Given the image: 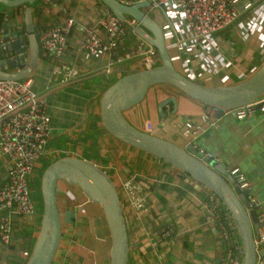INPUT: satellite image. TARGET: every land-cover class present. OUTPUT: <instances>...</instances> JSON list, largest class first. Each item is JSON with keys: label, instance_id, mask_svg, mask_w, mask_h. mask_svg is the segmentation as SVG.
<instances>
[{"label": "crops", "instance_id": "obj_1", "mask_svg": "<svg viewBox=\"0 0 264 264\" xmlns=\"http://www.w3.org/2000/svg\"><path fill=\"white\" fill-rule=\"evenodd\" d=\"M37 1L32 5L38 34L66 17L75 19L76 25L68 35L67 48L59 65L63 70L64 67H75L77 74L68 80L62 73L52 76V58L40 49L37 66L31 74L35 79V91L39 96L52 87L62 88L45 97L51 119V136L29 175V181L33 184L38 181L45 163L68 155L84 158L102 168L116 183L122 197V180L135 173L144 174L146 210L138 215L127 201L123 204L129 241L127 264H219L223 243L200 203L204 188L169 164L163 165L155 157L123 143L102 126L99 116L102 93L119 75L143 68L141 57L109 66L112 55L109 51L89 54L78 49V26H97L99 34L106 40L104 31L97 25L105 9L100 0ZM234 1L244 16L263 0ZM144 10L156 21L161 22L164 18L161 8ZM228 28L231 29L229 37L218 33L214 39L217 44L215 52L231 59L230 66L220 71L229 79L232 75L238 77L249 72L257 65L252 62L254 57L262 60V55L259 32L253 31L243 37L237 25ZM15 29L24 33L22 9L0 11V36L5 30L14 32ZM121 42L122 46L129 47L131 37L127 35ZM195 52L193 50L192 54ZM193 64L198 66L197 62ZM41 89H44L42 93ZM171 97L175 98L176 106L167 102L162 107L165 116L161 117L158 104ZM205 108L167 85H157L150 89L144 102L124 114L140 130L144 131L145 123L149 122L151 133L181 146L192 142L191 133L184 132L187 122L192 124L191 130L196 125L205 128L193 142L199 148L213 152L215 161L226 172L236 166L241 168L250 183V197L257 204L254 211L257 216L264 215V114L257 110L242 119L227 114L211 125L203 116ZM9 165V158L0 154V185L6 180ZM56 195L62 235L52 264H108L107 229L99 206L87 201L76 187L61 181L57 183ZM27 217L13 218L10 241L6 244L0 242V264L26 262L40 228L37 214L30 216L32 219ZM166 224L173 225L175 233L161 238L158 227ZM263 249L258 247V250ZM256 264H264V256H258Z\"/></svg>", "mask_w": 264, "mask_h": 264}, {"label": "water", "instance_id": "obj_2", "mask_svg": "<svg viewBox=\"0 0 264 264\" xmlns=\"http://www.w3.org/2000/svg\"><path fill=\"white\" fill-rule=\"evenodd\" d=\"M37 0H0L6 8L22 9L24 33L4 31L0 43V79H22L32 74L39 58L38 32L33 21ZM117 17L125 15L140 21L138 32L157 50V64L151 68L132 70L119 75L117 80L104 90L99 100V116L102 126L115 138L128 146L155 157L163 165L169 164L198 182L203 188L215 193L235 222L242 247L240 264H256L264 249L254 242L258 233L257 214L249 206L246 191H240L230 173L226 172L212 157L197 151L189 143L181 146L150 131H142L125 117V111L147 99L151 88L167 85L175 91L192 98L206 108L217 107L215 118L223 116L225 108H234L264 94V58L251 72L241 73L238 81L229 78L223 81L215 74H202L199 81L188 78L179 58H172L178 51L168 47L169 40L163 33L164 18L156 21L144 9L149 1L132 5L118 0H100ZM107 71H104L106 74ZM98 82L99 79H98ZM218 82V83H211ZM62 86L52 87L37 99L45 98ZM175 98L158 104V112L164 117L162 107ZM25 107V106H24ZM23 107V108H24ZM21 108V109H23ZM185 133H191L186 129ZM145 179V178H144ZM61 181L76 187L85 199L99 206L103 224L107 229L108 264H127L129 241L125 215L118 189L111 177L95 163L84 158L68 155L60 157L46 166L40 179L42 216L40 228L32 250L24 264H52L60 245L62 218L60 215L56 186ZM144 184V182H143Z\"/></svg>", "mask_w": 264, "mask_h": 264}, {"label": "built area", "instance_id": "obj_3", "mask_svg": "<svg viewBox=\"0 0 264 264\" xmlns=\"http://www.w3.org/2000/svg\"><path fill=\"white\" fill-rule=\"evenodd\" d=\"M120 3L132 5L145 0H118ZM149 9L161 8L164 14L163 33L169 40L168 47H176L184 74L199 81L203 73L217 74L231 64V59L216 53V33L232 26L239 27L243 37L253 31L260 33V53L264 58V0L242 16L234 0H148ZM105 7V6H104ZM7 20V18H6ZM76 25L71 16L64 21L46 29L38 36L40 49L51 58V74L62 73L68 80L77 74L75 67H60L59 63L68 44V35ZM106 35V40L99 34L97 26H78V49L89 54H99L109 51L112 55L108 65L120 63L123 60L141 57L143 68H151L157 64V50L146 38L138 32L140 21L125 15L121 19L105 7L98 23ZM129 35L131 45L122 46V38ZM2 37L0 36V43ZM196 50L195 54H192ZM194 62L198 66L194 67ZM199 69V71H198ZM253 67L252 70H254ZM215 74V75H216ZM228 76L220 77L223 81ZM35 79L28 75L22 79H0V154L7 156L10 165L6 180L0 185V242L6 244L11 239L12 220L15 216H33L36 214V204L30 195L28 178L33 172L37 160L51 136V119L48 113V103L45 98L37 99L34 88ZM25 106V107H24ZM24 107V108H23ZM23 108V109H21ZM219 108L208 107L203 116L209 124L219 120L214 114ZM223 116L231 114L238 119L249 117L255 111L264 114V94L260 97L234 108H225ZM186 129L192 124L186 123ZM144 131L151 130V124L145 123ZM205 128L194 126L191 132L190 144L200 153L212 157L213 152L199 148L193 141ZM234 185L240 191H246L249 206L257 207L250 197V183L236 166L229 170ZM144 174L135 173L130 178L122 180L121 189L125 203L142 214L146 210V191ZM218 237L223 243V255L219 264H240L242 247L236 225L231 215L225 209L218 196L204 188V196L200 199ZM123 206V205H122ZM258 233L254 237L256 245L264 248V215L257 216ZM161 238H168L175 233L173 225H162L157 230Z\"/></svg>", "mask_w": 264, "mask_h": 264}, {"label": "trees", "instance_id": "obj_4", "mask_svg": "<svg viewBox=\"0 0 264 264\" xmlns=\"http://www.w3.org/2000/svg\"><path fill=\"white\" fill-rule=\"evenodd\" d=\"M62 156V155H61ZM63 157V156H62ZM57 159V158H56ZM55 160V159H54ZM51 162H47L44 164L43 168L41 169L40 173H39V179L38 181H34L35 183L33 184L32 181H28V185H29V189H30V195H31V198L32 200L35 202L36 204V214H37V220L38 222L40 223V220H41V216H42V208H43V204H42V197H41V191H40V179H41V175H42V172L43 170L46 168V166L48 164H50ZM116 185V183H115ZM117 189H118V192H119V196H120V200L122 202V205L124 204L123 203V200H122V196L120 195V190L118 188V186L116 185ZM34 193H38L36 196Z\"/></svg>", "mask_w": 264, "mask_h": 264}, {"label": "rangeland", "instance_id": "obj_5", "mask_svg": "<svg viewBox=\"0 0 264 264\" xmlns=\"http://www.w3.org/2000/svg\"><path fill=\"white\" fill-rule=\"evenodd\" d=\"M38 3V1H36V2H34V4H37ZM33 6V5H32ZM8 8H6V6H4L3 4H0V11H6ZM218 33H220L222 36H227V37H229L230 35H231V29L230 28H226V29H224V30H222V31H220V32H218ZM218 33H216L215 35H217ZM235 45V47H237L238 46V44H234ZM253 46V45H252ZM252 62L253 63H256L257 65L261 62V60L259 59L258 60V58L257 57H254V60H252ZM216 76H218V77H222L223 76V72H219V73H217L216 74ZM231 78L234 80V81H238V79H237V77H235L234 75H232L231 76ZM52 85H53V83H52ZM42 90H44V89H41V93L43 92ZM28 180H29V178H28ZM35 194V196L38 194V193H34ZM122 199H123V197H122ZM123 202H124V200H123ZM27 218H29V219H32V217H27ZM255 236H256V234H255Z\"/></svg>", "mask_w": 264, "mask_h": 264}]
</instances>
